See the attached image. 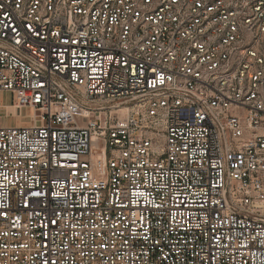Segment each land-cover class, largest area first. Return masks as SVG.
<instances>
[{
    "label": "built area",
    "instance_id": "1",
    "mask_svg": "<svg viewBox=\"0 0 264 264\" xmlns=\"http://www.w3.org/2000/svg\"><path fill=\"white\" fill-rule=\"evenodd\" d=\"M0 264H264V0H0Z\"/></svg>",
    "mask_w": 264,
    "mask_h": 264
},
{
    "label": "rangeland",
    "instance_id": "2",
    "mask_svg": "<svg viewBox=\"0 0 264 264\" xmlns=\"http://www.w3.org/2000/svg\"><path fill=\"white\" fill-rule=\"evenodd\" d=\"M12 95L8 91H0V106H7L12 103ZM18 111L15 114H12L6 109H2L0 112V127L1 128H19L27 127L30 124V117L33 114L31 108H23L20 113L17 115Z\"/></svg>",
    "mask_w": 264,
    "mask_h": 264
},
{
    "label": "bare ground",
    "instance_id": "3",
    "mask_svg": "<svg viewBox=\"0 0 264 264\" xmlns=\"http://www.w3.org/2000/svg\"><path fill=\"white\" fill-rule=\"evenodd\" d=\"M9 110L13 111V113H15L16 111H18V109L16 107H9Z\"/></svg>",
    "mask_w": 264,
    "mask_h": 264
}]
</instances>
